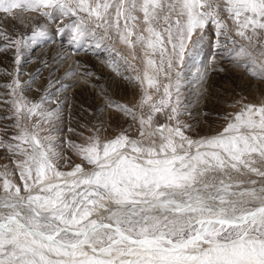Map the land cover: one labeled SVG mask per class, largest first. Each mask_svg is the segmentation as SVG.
I'll return each mask as SVG.
<instances>
[{
	"label": "snow or ice",
	"instance_id": "snow-or-ice-1",
	"mask_svg": "<svg viewBox=\"0 0 264 264\" xmlns=\"http://www.w3.org/2000/svg\"><path fill=\"white\" fill-rule=\"evenodd\" d=\"M27 12L53 23L75 17L56 35L72 29L77 46L96 29L126 46L140 96L132 107H108L138 136L72 143L81 162L60 171L51 130L59 104L29 102L18 71L22 49L52 37L42 24L16 38L0 27L17 65L0 96L11 105L4 119L14 120L11 134L0 128V149L15 167L0 170V264H264V101H240L222 132L193 140L180 119L179 70L209 31L264 79V60L249 51L264 49V0H0V25L24 23ZM17 173L22 187L11 179Z\"/></svg>",
	"mask_w": 264,
	"mask_h": 264
},
{
	"label": "rangeland",
	"instance_id": "rangeland-1",
	"mask_svg": "<svg viewBox=\"0 0 264 264\" xmlns=\"http://www.w3.org/2000/svg\"><path fill=\"white\" fill-rule=\"evenodd\" d=\"M23 16L24 23L12 21L0 27L16 38L30 34L34 25L42 24L52 37L51 41L22 49L18 71L23 94L29 102L39 103L48 96L53 102L44 103L45 109H54L59 104L60 118L51 129L55 147L64 157L57 162L59 170L71 171L81 162L69 147L72 143L84 144L92 135H98L103 141L122 132L136 138L137 125L122 112L108 107L109 101L132 107L140 96L141 86L133 78L136 73L123 59L129 55L126 46L111 33L110 38L102 39L101 29H96L95 35L86 32L77 46L72 42V29L66 28L63 35H56L58 28L73 24L75 17L58 18L53 23L34 12ZM228 24L233 38L246 45L231 32V21ZM215 41L214 33L206 31L204 40L192 55L188 56L186 51L184 64L179 69L182 73L180 100L184 108L180 119L187 125L185 134L193 140L222 132L231 116L239 111L240 101L257 105L264 101V79L251 75L252 66L249 69L242 66L246 61L238 63L232 58L229 49L233 45L224 37L220 38L221 47H216ZM6 43L0 38V96L7 94L5 85L12 82L13 77L8 73L17 70L15 49H6ZM249 51L258 62L264 60L260 55L264 49L256 47ZM135 63L142 69V64ZM10 109L11 105L0 104V128L7 126L9 134L14 131L11 127L14 120L4 117L11 116ZM159 122H164L163 116L159 117ZM4 165L8 166V171L15 170L9 155L0 149V170ZM11 179L23 186L18 173ZM3 195L0 189V197Z\"/></svg>",
	"mask_w": 264,
	"mask_h": 264
}]
</instances>
